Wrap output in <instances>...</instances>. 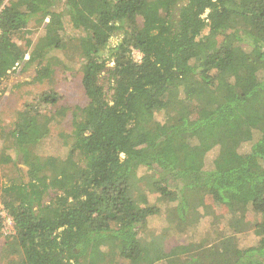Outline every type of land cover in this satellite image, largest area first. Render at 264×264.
I'll return each mask as SVG.
<instances>
[{
	"label": "trees",
	"instance_id": "obj_1",
	"mask_svg": "<svg viewBox=\"0 0 264 264\" xmlns=\"http://www.w3.org/2000/svg\"><path fill=\"white\" fill-rule=\"evenodd\" d=\"M65 16L80 35L65 36ZM31 19L43 34L25 49ZM0 28V83L19 65L50 79L73 40L87 98L42 91L0 131V166L16 171L0 184L5 264H264V0H9ZM68 115L65 157L34 154ZM146 191L183 238L169 251L166 231L143 237L159 213ZM247 228L255 241L241 247Z\"/></svg>",
	"mask_w": 264,
	"mask_h": 264
},
{
	"label": "rangeland",
	"instance_id": "obj_2",
	"mask_svg": "<svg viewBox=\"0 0 264 264\" xmlns=\"http://www.w3.org/2000/svg\"><path fill=\"white\" fill-rule=\"evenodd\" d=\"M3 4L9 0H3ZM61 2V1H60ZM2 4V5H3ZM61 7V3H58ZM65 36L73 37L81 34L80 30L74 29L68 22V17L65 16ZM43 34V28L35 26L34 19L28 21V24L20 31L16 37V41L23 48H29L32 46L40 36ZM116 37H112V42L116 43ZM30 44V45H29ZM229 45L225 44L224 47H220V50L229 49ZM236 44H232V48L236 49ZM211 46V45H210ZM241 46H239L240 48ZM56 54V53H55ZM60 60L59 64L55 68V72L50 79H45L43 82H33L35 76L36 65H30L26 69H22L23 66L19 65L15 69L8 71L7 75L2 79L0 83V131H8L13 127L14 120L17 113L22 109L24 103L32 101L40 92L55 89L60 95L61 99L58 102L60 105L75 106L84 105L87 102V98L83 92L81 85V70L80 63L82 57L79 49L74 47V42L71 40L67 44V48L64 52H57L56 54ZM70 130V117L69 115L61 122L53 123L51 131L48 136L43 138L40 142L36 143L32 147V152L45 158L47 156H54L57 158H63L67 154V145L64 143V138L68 136ZM247 145H244L240 152L246 150ZM17 167L20 169V173L24 174L26 167L20 160L16 161ZM211 167V161L205 160V168ZM150 173L149 170L140 169L138 175H145ZM16 174L13 164L0 166V184L7 183L10 178ZM48 198V197H47ZM140 203L143 205H154L159 208V213L148 217L147 225L143 233V237L151 239L160 236L163 231L167 232L166 237L162 240V246L165 251H169L173 245L181 240L179 234L175 233L174 226H170L168 221V206L169 202L159 196L158 193L146 191L144 197L138 195ZM224 211L223 213H225ZM256 219V218H255ZM0 220L1 231L4 236L6 234L12 235L13 222L6 210L0 205ZM204 223H199L195 229L196 239H200L203 236L208 235L206 230L208 226ZM226 222H222L220 227H224ZM210 238L214 237L212 232ZM255 241V235L252 228H247L245 231L239 233L238 244L241 247H246ZM5 244L4 238H0V264H5L4 255L7 254L6 250L1 251L2 246ZM3 256V257H2ZM163 262V260H162ZM120 264H129L122 261Z\"/></svg>",
	"mask_w": 264,
	"mask_h": 264
},
{
	"label": "built area",
	"instance_id": "obj_3",
	"mask_svg": "<svg viewBox=\"0 0 264 264\" xmlns=\"http://www.w3.org/2000/svg\"><path fill=\"white\" fill-rule=\"evenodd\" d=\"M2 8H3V5L0 6V12H1ZM0 34H1V28H0ZM132 53H133L134 59L136 61H140V59H141V53L139 51H133Z\"/></svg>",
	"mask_w": 264,
	"mask_h": 264
}]
</instances>
